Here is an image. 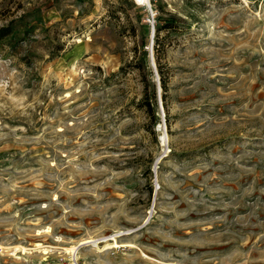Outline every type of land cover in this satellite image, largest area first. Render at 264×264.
Instances as JSON below:
<instances>
[{
  "label": "rangeland",
  "instance_id": "374dc122",
  "mask_svg": "<svg viewBox=\"0 0 264 264\" xmlns=\"http://www.w3.org/2000/svg\"><path fill=\"white\" fill-rule=\"evenodd\" d=\"M0 264H264V0H0Z\"/></svg>",
  "mask_w": 264,
  "mask_h": 264
},
{
  "label": "trees",
  "instance_id": "16d2710c",
  "mask_svg": "<svg viewBox=\"0 0 264 264\" xmlns=\"http://www.w3.org/2000/svg\"><path fill=\"white\" fill-rule=\"evenodd\" d=\"M157 19H158V24H157L158 30H161L164 27L171 28L174 26V23L182 21L181 19H179L178 17H175V16H172V17H161L160 16V17H157ZM158 40L159 39L155 36V43H156L155 50H156L158 67H159L160 66V61H159V53H160L159 43H160V41H158ZM144 42L145 41H143V44H144ZM158 70H159V73L161 76L163 90H164V92H167V83H166V79L164 77V74L162 73V69L159 68ZM165 94H164V99H165ZM155 97H156V94H155Z\"/></svg>",
  "mask_w": 264,
  "mask_h": 264
},
{
  "label": "built area",
  "instance_id": "2783aa9c",
  "mask_svg": "<svg viewBox=\"0 0 264 264\" xmlns=\"http://www.w3.org/2000/svg\"><path fill=\"white\" fill-rule=\"evenodd\" d=\"M149 20V22L154 26L155 24V14L154 13H152V18H149L148 19Z\"/></svg>",
  "mask_w": 264,
  "mask_h": 264
},
{
  "label": "bare ground",
  "instance_id": "6f19581e",
  "mask_svg": "<svg viewBox=\"0 0 264 264\" xmlns=\"http://www.w3.org/2000/svg\"><path fill=\"white\" fill-rule=\"evenodd\" d=\"M144 1H148V0H144ZM87 241H90V240H85L84 242H87ZM82 242H83V241H82ZM84 242H83V243H84ZM23 247H24V246H23Z\"/></svg>",
  "mask_w": 264,
  "mask_h": 264
}]
</instances>
